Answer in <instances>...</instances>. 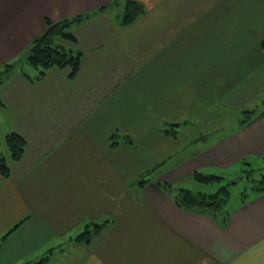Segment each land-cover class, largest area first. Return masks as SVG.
<instances>
[{
	"label": "crops",
	"instance_id": "crops-1",
	"mask_svg": "<svg viewBox=\"0 0 264 264\" xmlns=\"http://www.w3.org/2000/svg\"><path fill=\"white\" fill-rule=\"evenodd\" d=\"M126 1L0 0V67L28 56L47 19L90 13L71 27L75 78L51 68L38 79L33 67L0 87L1 139L28 142L18 161L2 151L0 264H38L45 252L44 264H264V193L229 209L223 227L157 185L264 168V115L238 125L264 112V0H136L145 13L123 25ZM248 79L239 96L234 84ZM217 106L219 130L199 128ZM201 134L212 142L191 150ZM105 221L90 244L73 241Z\"/></svg>",
	"mask_w": 264,
	"mask_h": 264
},
{
	"label": "trees",
	"instance_id": "trees-1",
	"mask_svg": "<svg viewBox=\"0 0 264 264\" xmlns=\"http://www.w3.org/2000/svg\"><path fill=\"white\" fill-rule=\"evenodd\" d=\"M144 13L145 8L143 4L136 0H127L125 11L122 16V24H131ZM89 16L90 13H86L59 21L46 20L45 32L32 40L28 56H26V61L39 71L37 76L38 79L44 78L51 68L66 69L69 78H75L77 76L81 69L82 54L80 51H76L71 47L77 43V37L71 31V27L73 24L80 23ZM261 47L264 51V40L261 42ZM13 67L14 64H10L9 62L3 64V70L2 68L0 69V81L4 76H6L7 79L10 77V70ZM23 76H25V73H23ZM262 115H264V112L257 114L256 110L245 111L241 124L250 123ZM166 132L168 134H176L175 129H169L166 130ZM4 141L10 159L13 161L20 160L27 149L28 142L26 138L20 133L11 132L6 135ZM1 145L2 141L0 136V175L8 178L11 168L7 161V157L1 150ZM256 171V169L252 168H248L244 171L245 178L255 183L253 186V194L250 197L264 193V174L261 175L260 180H257L253 177ZM191 177L195 181L207 185L213 182H221L224 179L221 176L206 175L199 171L194 172ZM146 182L147 181L143 179L140 185L143 186ZM157 185L169 194L174 203L181 209L203 213L221 226L225 227L227 225L230 215L227 204L231 195L228 186H221L214 192H193L190 189L181 188L173 194L172 184L168 182H157ZM250 197L243 198L241 203H245ZM106 223L108 222L105 221L103 224L95 222L91 224L83 232L75 236L73 241L90 244L93 238L101 233ZM49 258L50 255L43 257L38 264H44Z\"/></svg>",
	"mask_w": 264,
	"mask_h": 264
},
{
	"label": "rangeland",
	"instance_id": "rangeland-1",
	"mask_svg": "<svg viewBox=\"0 0 264 264\" xmlns=\"http://www.w3.org/2000/svg\"><path fill=\"white\" fill-rule=\"evenodd\" d=\"M57 44V43H56ZM25 50L14 60L10 61L9 63L14 64V67L10 70L11 74L10 77L7 79L6 76L3 77V79L0 81V87L4 84H7L8 82L12 83L13 81H15L16 78L18 77H22L20 76L23 75V73H25V70H31L30 68H33L25 59ZM19 61V62H17ZM3 66L0 67V69ZM3 70V68H2ZM6 78V79H5ZM256 78V77H255ZM247 79V78H246ZM250 79L243 81L242 83H235L234 85H237V89L241 88V91L239 90V96L245 94V91L242 89L244 87H247V84H249ZM254 86L255 89L258 88V86H260L258 84V82L255 80L254 82ZM235 92V91H233ZM256 92L253 94V97L255 96ZM258 103V102H257ZM256 103V104H257ZM5 103L3 102V100L0 99V105H4ZM255 104V105H256ZM258 111H263L264 110V100H260L259 101V106L255 107ZM254 109V108H253ZM214 111V112H212ZM207 112H208V116H205L201 122L198 123V127L199 128H211V131L215 130H219L220 126L222 125L223 118H219V117H215V116H211L210 113L216 114L219 112V107H209L207 108ZM6 115H8L7 113H5ZM227 120L229 119L230 122H227V127H233L234 124L232 123V120H235V116L229 117L226 116ZM242 114L238 116V125L240 124L239 121L240 119L242 120ZM225 120V122L227 121ZM193 121V125H196V121L194 119H192ZM231 123V124H229ZM193 130H196L193 127ZM204 138V140H199L200 138ZM213 134H209L207 139H205V136L203 134H201L198 138H195L192 140V149H196V150H200L201 148H204L205 146H207L209 143L212 142L213 138H212ZM201 138V139H202ZM2 141V145H1V150L4 151L6 148L5 145V141L4 139H1ZM189 151V150H188ZM5 154V152H4ZM173 162L175 161H169L167 164H165L162 167V170L160 169V171H156V172H149V173H145L143 178H151L154 179L159 172H165L166 170L169 169V167H171V165L173 164ZM254 169H256L257 171L255 172V175L253 176L255 179L260 180V177L262 174H264V168H257V167H253ZM261 169V170H258ZM205 173V174H209ZM244 174H235L234 171L229 172V174H227L226 176H223V180L221 182H213L212 184H204V183H199L197 181H195L192 177L186 178L184 180H181V182L177 183V184H172L173 185V194H175L179 189L181 188H187L192 190L193 192H199V191H204V192H214L216 190H218L219 187L221 186H228V189L231 193L230 195V199L229 202L227 204V209L231 210L233 208H235L236 206H238L243 198L246 197H250L253 194V186L255 185L254 182H252L250 179H247L244 177ZM56 251V250H55ZM46 253V255H44ZM44 254H42L40 257L43 258L47 255H51V252H45ZM40 252H30L28 255V257H35L37 255H39Z\"/></svg>",
	"mask_w": 264,
	"mask_h": 264
},
{
	"label": "water",
	"instance_id": "water-1",
	"mask_svg": "<svg viewBox=\"0 0 264 264\" xmlns=\"http://www.w3.org/2000/svg\"><path fill=\"white\" fill-rule=\"evenodd\" d=\"M245 177V176H244Z\"/></svg>",
	"mask_w": 264,
	"mask_h": 264
}]
</instances>
